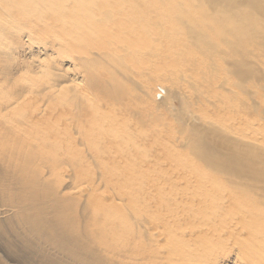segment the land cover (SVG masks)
<instances>
[{"label": "bare ground", "instance_id": "obj_1", "mask_svg": "<svg viewBox=\"0 0 264 264\" xmlns=\"http://www.w3.org/2000/svg\"><path fill=\"white\" fill-rule=\"evenodd\" d=\"M0 264H264V0H0Z\"/></svg>", "mask_w": 264, "mask_h": 264}, {"label": "rangeland", "instance_id": "obj_2", "mask_svg": "<svg viewBox=\"0 0 264 264\" xmlns=\"http://www.w3.org/2000/svg\"><path fill=\"white\" fill-rule=\"evenodd\" d=\"M147 69L148 70H151L152 69V67H147ZM221 78H225V76H220ZM164 85H162L161 83H158V87L155 89V93H154V100L158 103V104H160V105H164L165 103H166V92H165V90L162 88ZM157 89L159 90V89H161V90H163V94H164V96L161 98V99H159V97H158V95H157V93H158V91H157ZM165 92V93H164ZM169 103H171V104H169V105H171V106H174L176 109H180V100L179 99H176L175 97H172L170 100H169ZM150 149L151 150H147V151H145V156H151L150 158H153V157H157V156H161V153L160 152H156L155 150H154V148L153 147H150ZM70 167L69 166H67L66 167V169H69Z\"/></svg>", "mask_w": 264, "mask_h": 264}, {"label": "built area", "instance_id": "obj_3", "mask_svg": "<svg viewBox=\"0 0 264 264\" xmlns=\"http://www.w3.org/2000/svg\"><path fill=\"white\" fill-rule=\"evenodd\" d=\"M163 95H164V94H163V92H162V94L159 95V99H161V97H162Z\"/></svg>", "mask_w": 264, "mask_h": 264}]
</instances>
